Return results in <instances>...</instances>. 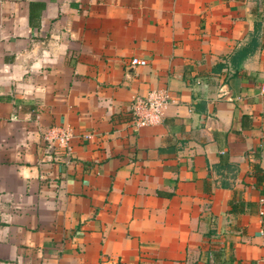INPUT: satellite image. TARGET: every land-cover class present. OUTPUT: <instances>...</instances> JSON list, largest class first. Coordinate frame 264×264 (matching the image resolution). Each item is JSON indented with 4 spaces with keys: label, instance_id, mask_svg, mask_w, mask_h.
I'll return each instance as SVG.
<instances>
[{
    "label": "crops",
    "instance_id": "crops-1",
    "mask_svg": "<svg viewBox=\"0 0 264 264\" xmlns=\"http://www.w3.org/2000/svg\"><path fill=\"white\" fill-rule=\"evenodd\" d=\"M262 84L264 0H0V264H264Z\"/></svg>",
    "mask_w": 264,
    "mask_h": 264
},
{
    "label": "built area",
    "instance_id": "built-area-1",
    "mask_svg": "<svg viewBox=\"0 0 264 264\" xmlns=\"http://www.w3.org/2000/svg\"><path fill=\"white\" fill-rule=\"evenodd\" d=\"M131 65L144 66L146 61L142 58L131 57ZM264 91V85L261 86ZM167 104L166 96L163 93L149 91L143 97H133L130 105L131 123L134 127L153 125L161 120L163 108ZM44 139L57 152L63 155L70 154L69 142L72 137L71 130L67 127L52 126L46 129ZM88 138V134L83 135Z\"/></svg>",
    "mask_w": 264,
    "mask_h": 264
},
{
    "label": "trees",
    "instance_id": "trees-1",
    "mask_svg": "<svg viewBox=\"0 0 264 264\" xmlns=\"http://www.w3.org/2000/svg\"><path fill=\"white\" fill-rule=\"evenodd\" d=\"M41 9V5L35 3H29V15H28V22L31 26L36 27L38 25V18H39V10ZM260 23H255V31L259 28ZM240 125L241 128H248L250 126V117L247 115H241L240 118ZM252 175L255 179V184L258 185L264 181V173L261 171L259 165L254 163L252 165ZM231 209L230 211L236 212L240 209H236L238 203L230 202ZM208 238V236H207ZM209 258H211V262H209ZM220 253L217 250L216 246L210 244L206 251V260L204 264H220Z\"/></svg>",
    "mask_w": 264,
    "mask_h": 264
}]
</instances>
